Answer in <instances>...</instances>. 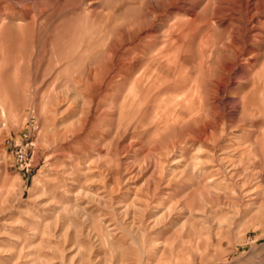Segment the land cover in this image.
Here are the masks:
<instances>
[{"label":"rangeland","instance_id":"rangeland-1","mask_svg":"<svg viewBox=\"0 0 264 264\" xmlns=\"http://www.w3.org/2000/svg\"><path fill=\"white\" fill-rule=\"evenodd\" d=\"M261 12L0 0V264H264Z\"/></svg>","mask_w":264,"mask_h":264},{"label":"built area","instance_id":"built-area-1","mask_svg":"<svg viewBox=\"0 0 264 264\" xmlns=\"http://www.w3.org/2000/svg\"><path fill=\"white\" fill-rule=\"evenodd\" d=\"M18 159L21 162V170L29 172L31 167V160L25 157V155L22 153H18Z\"/></svg>","mask_w":264,"mask_h":264},{"label":"bare ground","instance_id":"bare-ground-1","mask_svg":"<svg viewBox=\"0 0 264 264\" xmlns=\"http://www.w3.org/2000/svg\"><path fill=\"white\" fill-rule=\"evenodd\" d=\"M253 1V0H252ZM231 2V1H230ZM251 2V1H250ZM231 3H233V2H231ZM235 3V2H234ZM233 3V4H234ZM229 4V3H228ZM247 4V7H245L246 8V11L247 12H253V11H256V10H252V9H250V5H249V3L247 2L246 3ZM184 7V6H183ZM263 12V11H262ZM261 12V14H259L258 15V13H253V14H251V19H255L256 17H258L259 16V18H261V19H264V14ZM226 14V13H225ZM230 16V15H229ZM249 16V15H248Z\"/></svg>","mask_w":264,"mask_h":264}]
</instances>
